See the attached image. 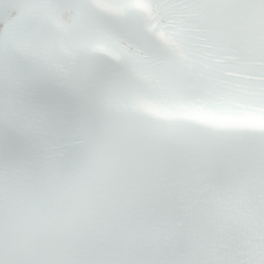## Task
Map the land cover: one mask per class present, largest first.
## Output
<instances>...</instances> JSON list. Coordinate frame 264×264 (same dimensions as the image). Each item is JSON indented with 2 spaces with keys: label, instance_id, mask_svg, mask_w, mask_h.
<instances>
[{
  "label": "snow or ice",
  "instance_id": "1",
  "mask_svg": "<svg viewBox=\"0 0 264 264\" xmlns=\"http://www.w3.org/2000/svg\"><path fill=\"white\" fill-rule=\"evenodd\" d=\"M0 264H264V0H0Z\"/></svg>",
  "mask_w": 264,
  "mask_h": 264
}]
</instances>
